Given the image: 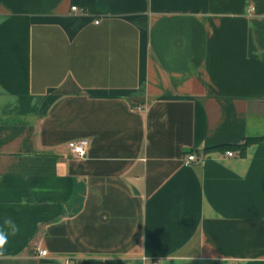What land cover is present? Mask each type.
Returning a JSON list of instances; mask_svg holds the SVG:
<instances>
[{"label":"crops","instance_id":"crops-1","mask_svg":"<svg viewBox=\"0 0 264 264\" xmlns=\"http://www.w3.org/2000/svg\"><path fill=\"white\" fill-rule=\"evenodd\" d=\"M5 219L0 264H264V0H0Z\"/></svg>","mask_w":264,"mask_h":264},{"label":"built area","instance_id":"built-area-1","mask_svg":"<svg viewBox=\"0 0 264 264\" xmlns=\"http://www.w3.org/2000/svg\"><path fill=\"white\" fill-rule=\"evenodd\" d=\"M73 12L77 11V8L74 7L72 8ZM97 24L99 22H96ZM139 109V108H138ZM87 148H88V143L86 141H78V142H73L71 144H69V149L71 151V153L77 157L80 158H84L87 155ZM227 157H234V153L233 152H227L226 153ZM197 160L195 155H188L185 159H184V164L186 166H190L192 163H194ZM40 256H47V251H40ZM159 264V263H156Z\"/></svg>","mask_w":264,"mask_h":264},{"label":"clouds","instance_id":"clouds-1","mask_svg":"<svg viewBox=\"0 0 264 264\" xmlns=\"http://www.w3.org/2000/svg\"><path fill=\"white\" fill-rule=\"evenodd\" d=\"M4 225L8 230L6 231L3 228H0V254L3 253V250L8 243L9 235H15L19 231L11 219H5ZM145 260H147V258H145ZM160 264H164V262L160 261Z\"/></svg>","mask_w":264,"mask_h":264},{"label":"trees","instance_id":"trees-1","mask_svg":"<svg viewBox=\"0 0 264 264\" xmlns=\"http://www.w3.org/2000/svg\"><path fill=\"white\" fill-rule=\"evenodd\" d=\"M256 141H258V140H248L246 143H245V145H244V148H243V150L245 151V148L248 146V145H250L251 143H253V142H256ZM243 151V152H244Z\"/></svg>","mask_w":264,"mask_h":264}]
</instances>
